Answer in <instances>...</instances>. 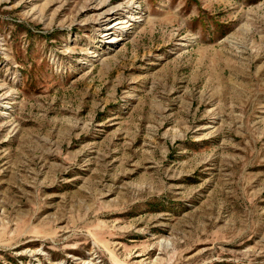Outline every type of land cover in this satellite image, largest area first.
Here are the masks:
<instances>
[{
    "label": "rangeland",
    "instance_id": "1",
    "mask_svg": "<svg viewBox=\"0 0 264 264\" xmlns=\"http://www.w3.org/2000/svg\"><path fill=\"white\" fill-rule=\"evenodd\" d=\"M0 264H264V0H0Z\"/></svg>",
    "mask_w": 264,
    "mask_h": 264
}]
</instances>
